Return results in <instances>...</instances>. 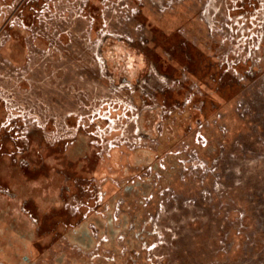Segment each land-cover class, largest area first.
<instances>
[{"label": "rangeland", "instance_id": "1", "mask_svg": "<svg viewBox=\"0 0 264 264\" xmlns=\"http://www.w3.org/2000/svg\"><path fill=\"white\" fill-rule=\"evenodd\" d=\"M11 28L20 56L14 65ZM130 44L149 56L142 76L131 84L105 79L132 57ZM0 106V134L15 135L0 143L1 190L10 193L20 174L35 179L54 168L79 184L40 216L39 232L52 236L35 243V264H264V0H0ZM149 108L156 112L150 128L141 119ZM79 127L98 146L91 169L108 168L109 149L119 146L118 160L129 168L126 178L113 177L120 188L172 169L143 204L119 194L118 223L120 211L140 220L117 234L119 253L103 246L90 218L110 229L109 205L98 201L103 180L75 174L64 152ZM33 132L43 142H27ZM28 145L20 160L10 153ZM174 153L180 165L172 164ZM34 156L39 166L27 160ZM86 215L97 242L80 249L56 227L73 229Z\"/></svg>", "mask_w": 264, "mask_h": 264}, {"label": "flooded vegetation", "instance_id": "2", "mask_svg": "<svg viewBox=\"0 0 264 264\" xmlns=\"http://www.w3.org/2000/svg\"><path fill=\"white\" fill-rule=\"evenodd\" d=\"M25 20H26V22H28L29 17L25 18ZM9 34H10L9 37L11 36L13 39L11 38V40L10 39L7 40V42H8L7 43V50L9 51L8 62L12 63L14 65V63L18 60V58H20V56L17 55V50H16V39H15L16 31H15V29L11 28V30L9 31ZM129 56H131V55H129ZM129 56L127 57V61H126L128 63L127 66L129 65V67L126 71H123L122 68L117 69L116 67H114L115 69L106 70L107 71L106 74H108V75H103V76H106L104 78L105 79H109V77H111L113 79L116 78V79H118V81L119 80H127V78H129V79H134L133 82L135 80H137L138 78H140L144 72L142 70H138L137 68L136 69L132 68L133 64L137 63V66L139 65L138 59L137 58L135 59L133 56L130 58ZM122 57H121V59H122ZM102 59L105 61L104 58H102ZM109 62H111V61H109ZM43 68L47 69L46 63L43 65ZM110 68H112V65H110ZM30 72L32 73L33 69H30ZM123 72L126 74H123ZM45 73H46V71L44 70L43 74H45ZM107 81H109V80H107ZM128 81H126V82H128ZM133 82H132V84H133ZM129 83L131 84V80L129 81ZM149 109H151V110H149L150 111L149 115L152 116L151 117L152 120H151V118L147 120L148 128H150L151 126H153L156 123V121H155L156 120L155 119L156 112H154V110H153L154 108H149ZM3 110L4 109L2 108V106H0V120H1V115H2V117L4 116ZM141 119L144 120V118H141ZM4 121H5V119H4ZM11 121H13V120H11ZM1 122L2 121H0V123ZM9 123H10V121L7 122V124H9ZM86 127L89 128L88 125ZM0 130H1V128H0ZM89 133H90V131L87 128L81 130V128L79 127L76 130L73 138L66 141L67 145L65 146L64 149L67 150L69 152V154L75 158V174H79V175L84 174L82 177L88 178V179L98 177V175L103 176V177H98V179L103 178L102 184L98 185V188L101 189V191H99V192H101V195H102L101 197H99L100 198L98 200L99 203H103L104 201H106V203H108V205L113 204V203L115 204L119 198L118 191H121L123 186L121 185L122 187L120 188L119 185L116 184L112 180H113V177L115 178V177H118L119 175L116 171L112 170L111 166H108V168L104 166L100 169L89 168V166L87 165V163L89 161V155L98 154V151H97L98 146L94 143V141L92 140L93 138ZM32 134L33 135H30V134L27 135L26 134L25 138L27 139V142H30L31 136H33L32 138H35V137L39 138L38 142H43V139H41L42 138L41 136L34 134V132ZM3 136L7 138L5 140L6 142L7 141L9 143L15 142L14 141L15 135L9 133V134H4V135L0 134V143L4 142V140L2 141ZM140 136L143 137V133H140ZM29 147H30V145H28L27 149L23 150V151L22 150L17 151V150H15V148H13V150L10 153H12L14 155V158H19V160H20V158H22L21 155L25 154L29 150ZM111 149L112 148H110L109 152H108L109 153L108 154L109 161H110V163L115 162V164L117 162L116 166L119 167L120 166V164L118 163L119 162V160H118L119 146H116L112 150ZM88 168H89V170H88ZM86 173L89 175H87ZM61 174H62V171H61ZM102 174H104V175H102ZM63 175H64V178L61 179V181L55 182L54 188L56 189V192H60L59 194H61L60 195L61 197L65 198V196H67L69 194L73 195L75 193V192L70 193L71 192L70 186L74 184L75 188L77 190V186H79V184L76 181V178H77L76 175H75V179H72V177L67 176L64 173H63ZM104 179H106V180H104ZM29 180L30 179H25L23 182L11 183L9 186V189L11 191L10 193L8 191L6 192V191L0 189V202L3 199V196H8L10 201H13L14 207L16 205H19L20 211L24 212V214H25V217H22L17 211H13L12 209H10V208H13V206L10 205L9 208H7L8 206L6 204H3L2 202L0 203V264H35V262H36L35 253H34L35 248L32 247L26 251L23 249V245L26 242V240L29 241L28 243L31 242L33 245L35 243L39 242V241L37 242L35 239V238H37L36 236L39 235V232H37V228L39 227V217H38L36 212L30 213L29 211H27L24 208V205L26 203H28V202L33 203V201H35V199H36V198L35 199L32 198L26 191L27 188L29 187V185H28ZM65 190H68L69 193L65 194ZM123 198L125 199V197H123ZM63 199H61V200H63ZM90 199H92L90 202H92L93 204L95 202H97L96 198L90 197ZM17 203H19V204H17ZM30 203H28V204H30ZM64 203H66V202L64 201ZM64 203H62V204H64ZM83 203L84 202H81L80 205H82ZM85 204L90 205L88 200H86ZM109 208H110V206H109ZM107 213H108V211H107ZM112 215L110 217H107V221L110 224V229L107 226V224H106V226H103L104 222L101 221V219H103V218H101V217L98 218L99 217L98 216V217H96V219L94 221V222H97L98 227L96 226L95 227L96 229L100 228L102 233H103V229H104L105 234L101 235L102 233H100V237L101 238H102V236L105 237L101 240L103 241V244H107V245H109L112 242L113 238L116 239L117 234H123L124 235V234H126L127 231L134 230V228L137 226V223L140 222L139 219L136 222L135 221L132 222L128 219V216H127V217H124L123 219H121L120 223H118L120 218L118 219V218L114 217V211H112ZM85 218H87V215L85 216ZM142 221H143V219H142ZM122 222L124 223V228H122ZM119 227H121L119 232L113 231V229H116ZM140 228H141V225H140ZM144 229L145 228H143V230ZM143 230L142 231H140V229L136 230L135 235H134L136 240L139 239L143 235ZM123 231H125V233H123ZM88 237H89L88 243H86V245H89V244L94 245L95 241H96V237L94 236V234L90 230L88 231ZM72 239L75 240V234H73V233H72ZM122 239H124V236L122 237ZM74 246H75V244H74ZM82 250H83V252H86V250H84V249H82ZM92 258L93 259L101 258V256L99 254H94ZM114 260H115L114 256L112 257V259H108V261H112V262Z\"/></svg>", "mask_w": 264, "mask_h": 264}, {"label": "trees", "instance_id": "3", "mask_svg": "<svg viewBox=\"0 0 264 264\" xmlns=\"http://www.w3.org/2000/svg\"><path fill=\"white\" fill-rule=\"evenodd\" d=\"M130 49L126 48V50L128 49L129 53H132L133 57L136 59H138V66H137V63L136 64H133L132 65V68L134 69H138V70H144V67L148 64L149 62V56L147 54H144L143 50L141 48H137L136 46L134 45H131L130 44ZM122 55V54H121ZM131 55V54H130ZM120 62H124L123 64H120V65H116V68L119 69V68H122L123 71H126L129 67V65L127 66V62L126 61H120ZM115 67V66H114ZM131 68V67H130ZM112 69H115V68H112ZM122 74V73H121ZM123 74H126L123 72ZM114 80H117L116 78H114ZM127 80L130 81L129 78H127ZM150 114V111L148 110L147 113L144 115L143 114V117L145 118L144 121L147 122L148 119H150L152 116L149 115ZM155 119H156V115H155ZM154 119V120H155ZM152 120V118H151ZM156 121V120H155ZM201 127L203 126L200 125ZM206 146V144H205ZM67 156L73 161H75L74 157H72L69 152L67 150L64 151ZM178 153H174L172 154V164L173 165H180L181 164V157L179 155H177ZM180 154V153H179ZM151 156V155H150ZM22 158H24V156H21ZM178 157V158H177ZM77 158V157H76ZM177 158V159H176ZM27 159V158H26ZM29 161L30 164L32 165H40L41 164V158H39L38 156H34V157H29L27 159ZM133 161L132 162V167H137L139 164H141L142 162H140L139 158H134L132 159ZM110 162V161H109ZM120 164L119 167L116 166L115 162H111L109 164V166H111L112 170L116 171L118 173V175H120L122 172L124 173V175H120V176H123L126 178V175H128V170L129 168H127V165H123L121 162H118ZM157 164V163H156ZM155 164V165H156ZM106 167V166H105ZM117 167V168H116ZM54 172L52 173H44L42 174L41 173V176L39 175L38 178H35V179H32L30 178L29 180V187L27 188V193L32 197V198H36L35 201H33V207L35 209V212L39 215V216H43L44 213H46L50 208H58L60 205L62 206V203H64L65 201V198L64 197H61L59 194L60 192H56V189L54 188L55 187V182H58V181H61V179L64 178V175H63V171L60 169V170H57L56 168H54ZM17 171V170H16ZM61 171H62V174H61ZM65 171V170H64ZM156 171V170H155ZM158 171H161L163 172L161 178L158 177L157 180L156 178L154 177L155 176V173L152 172L145 175L144 179L142 178H133V180L130 182L129 180L128 181H122V190L121 191H118V195L120 194V197H125L126 200H128L130 197L131 198H136L135 200H138L137 202L139 204H143L145 201H144V197H148V194L149 192L151 191V189H160L161 188V183L163 182V175H167L168 173L172 172V169L169 168L168 166L164 167V168H159ZM121 172V173H120ZM17 173V172H16ZM120 173V174H119ZM160 173V172H159ZM17 174H20L19 172ZM65 174V173H64ZM112 174V173H111ZM110 174V175H111ZM104 175V174H102ZM109 175V174H108ZM98 177H103V176H100L98 175ZM97 177V178H98ZM22 178V180H21ZM103 179V178H101ZM142 179V180H140ZM155 179V180H153ZM19 180H21L20 182H23L25 179H23V177L21 176L20 174V177H19ZM78 187L77 186V190H78ZM76 188L74 190V192L77 191ZM73 192V193H74ZM40 196V197H39ZM152 197V196H151ZM64 198V199H63ZM63 199V200H61ZM63 201V202H62ZM3 204H6L9 208V206H13V208H10L12 209L13 211H17L22 217H25V214L24 212L20 211V208H19V205H16L14 207V203L13 201H10L9 198H6V199H3L1 201ZM43 202L45 203V205L43 206ZM148 202V201H147ZM16 204V203H15ZM19 204V203H17ZM147 204V203H146ZM114 203L113 204H109L110 208L108 209V212H109V216L112 215V211L114 209ZM116 206V205H115ZM107 211V210H106ZM124 212V213H123ZM16 213V212H15ZM11 214V213H10ZM120 214H121V219H123L124 217H127L128 215V212L126 213L125 211H120ZM91 215V214H90ZM91 219L95 220L96 217L95 216H91L90 217ZM87 219V218H85ZM85 219L81 220L77 226H75V228H70L69 226H63L62 224L57 226L56 228H58V230L60 229L65 231V235L66 236H70L71 237H68L69 240L75 244V246H78L80 248L82 247H86L87 245L84 244L83 242V238L84 236H86L87 238L88 237V226H87V222L88 220L86 221ZM90 220V219H89ZM97 224V222L95 223ZM97 226V225H96ZM98 227V226H97ZM122 227H124V223L122 222ZM121 229V227L119 228H116V229H113V231L115 232H119ZM75 230V232L73 231ZM51 231V230H50ZM50 231L47 232L46 234V237L45 238H48L52 236V234L50 233ZM75 233V240L72 239V233L73 232ZM37 238L36 241L38 242L40 239L38 238V236H36ZM29 241L26 240V242L24 243L23 245V249L26 251V250H29L30 248H32L34 245L30 242L28 243ZM127 242V241H126ZM126 242H125V245H126ZM128 243V242H127ZM105 247H107V249H112V251L114 253H119V250H120V244L118 242L117 239L113 238L112 239V242L107 245V244H103ZM127 246V245H126Z\"/></svg>", "mask_w": 264, "mask_h": 264}, {"label": "crops", "instance_id": "4", "mask_svg": "<svg viewBox=\"0 0 264 264\" xmlns=\"http://www.w3.org/2000/svg\"><path fill=\"white\" fill-rule=\"evenodd\" d=\"M6 198H8V196H3V199H6ZM2 199V198H1ZM2 199V200H3ZM1 203V202H0ZM45 205V203L43 202V206ZM35 210V209H34ZM38 215V214H37ZM38 217H39V227L37 228V232H39V230H40V228H41V224H40V216L38 215ZM41 221H42V219H41ZM48 231H45V232H42V230L39 232V235H38V238L40 239L39 240V242H41V237H45L46 236V234L45 233H47ZM35 245V244H34ZM34 248H35V246H33ZM35 251H36V249H35ZM35 253V252H34Z\"/></svg>", "mask_w": 264, "mask_h": 264}]
</instances>
